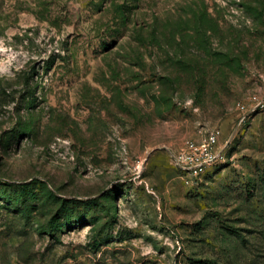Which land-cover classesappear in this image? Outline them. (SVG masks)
Listing matches in <instances>:
<instances>
[{"label": "rangeland", "instance_id": "1", "mask_svg": "<svg viewBox=\"0 0 264 264\" xmlns=\"http://www.w3.org/2000/svg\"><path fill=\"white\" fill-rule=\"evenodd\" d=\"M213 262L264 264V0H0V264Z\"/></svg>", "mask_w": 264, "mask_h": 264}, {"label": "built area", "instance_id": "2", "mask_svg": "<svg viewBox=\"0 0 264 264\" xmlns=\"http://www.w3.org/2000/svg\"><path fill=\"white\" fill-rule=\"evenodd\" d=\"M221 130L214 128L201 138H187L177 155L176 164L183 171L185 183L193 181L205 169L217 162L223 155L220 144Z\"/></svg>", "mask_w": 264, "mask_h": 264}, {"label": "trees", "instance_id": "3", "mask_svg": "<svg viewBox=\"0 0 264 264\" xmlns=\"http://www.w3.org/2000/svg\"><path fill=\"white\" fill-rule=\"evenodd\" d=\"M213 264H216L215 262H213Z\"/></svg>", "mask_w": 264, "mask_h": 264}]
</instances>
